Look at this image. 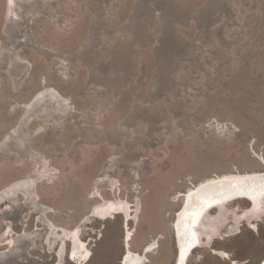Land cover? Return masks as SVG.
I'll use <instances>...</instances> for the list:
<instances>
[{
    "label": "rangeland",
    "instance_id": "obj_1",
    "mask_svg": "<svg viewBox=\"0 0 264 264\" xmlns=\"http://www.w3.org/2000/svg\"><path fill=\"white\" fill-rule=\"evenodd\" d=\"M253 172L264 0H0V264H75L77 228L83 264H119L127 230L133 252L157 242L144 264H174L181 195ZM102 200L129 205L127 226L91 216ZM227 218L186 264L264 258V214Z\"/></svg>",
    "mask_w": 264,
    "mask_h": 264
},
{
    "label": "bare ground",
    "instance_id": "obj_2",
    "mask_svg": "<svg viewBox=\"0 0 264 264\" xmlns=\"http://www.w3.org/2000/svg\"><path fill=\"white\" fill-rule=\"evenodd\" d=\"M183 202L174 215L173 240L176 249L174 264H186L188 256L195 249L210 248L211 243L221 238L220 227L227 224L228 215H231L236 224H250L258 221L264 214V172L232 173L216 176L204 180L189 188L181 195ZM244 199L248 208L238 212V208L231 209L226 206L233 201ZM136 206V205H135ZM137 207V206H136ZM215 210L214 216L210 212ZM137 211V210H136ZM92 217L100 220L123 216L127 226L129 219V205L120 200H102L90 211ZM258 223V222H257ZM127 230V229H125ZM45 236L46 242L50 241L51 233ZM9 232H3L0 242L7 238ZM71 249L68 259L75 264H83L90 259V252L80 239V230L77 228L68 232ZM132 233L127 230L123 239V260L119 264H144L146 254L157 248V242L151 241L140 253L130 250L129 242ZM49 243V242H48ZM2 244L0 243V246ZM9 248L13 246V240L5 243ZM122 257V256H121ZM264 264V258L259 263Z\"/></svg>",
    "mask_w": 264,
    "mask_h": 264
},
{
    "label": "water",
    "instance_id": "obj_3",
    "mask_svg": "<svg viewBox=\"0 0 264 264\" xmlns=\"http://www.w3.org/2000/svg\"><path fill=\"white\" fill-rule=\"evenodd\" d=\"M170 229H171V227H170ZM171 232H175L174 228H173V229H171ZM123 257H124V255H122V257H121V261H120V262H122V260H123Z\"/></svg>",
    "mask_w": 264,
    "mask_h": 264
},
{
    "label": "crops",
    "instance_id": "obj_4",
    "mask_svg": "<svg viewBox=\"0 0 264 264\" xmlns=\"http://www.w3.org/2000/svg\"><path fill=\"white\" fill-rule=\"evenodd\" d=\"M220 240V239H219Z\"/></svg>",
    "mask_w": 264,
    "mask_h": 264
}]
</instances>
